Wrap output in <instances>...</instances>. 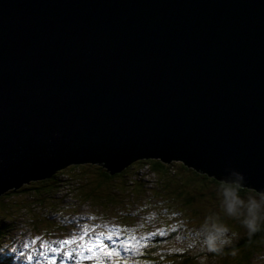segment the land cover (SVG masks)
<instances>
[{
	"label": "water",
	"instance_id": "obj_1",
	"mask_svg": "<svg viewBox=\"0 0 264 264\" xmlns=\"http://www.w3.org/2000/svg\"><path fill=\"white\" fill-rule=\"evenodd\" d=\"M141 158L264 193V0H0V194Z\"/></svg>",
	"mask_w": 264,
	"mask_h": 264
},
{
	"label": "rangeland",
	"instance_id": "obj_2",
	"mask_svg": "<svg viewBox=\"0 0 264 264\" xmlns=\"http://www.w3.org/2000/svg\"><path fill=\"white\" fill-rule=\"evenodd\" d=\"M135 166L138 167L137 173L144 174V179L147 181L149 185L150 191H147L146 197L150 198V205L148 209L145 211L141 208H137L139 203H143L144 201L140 200L136 202L137 204L130 206L132 202L131 199L125 197L124 199L120 198L124 194L119 196V191H116V197L113 200L114 203L109 204L108 201H103V205L107 207V211H104L101 206H98L96 201L94 200H77L76 197H79V191H74L73 188L78 185V178L75 179V175L85 174L87 172L95 171L94 167L89 166H81L80 168L70 167L63 172L66 173L63 175V180L67 181L68 184L64 185V189H68L69 193L65 195V190L61 189L58 191L57 198H60L62 203L65 204L62 211H60L61 216L59 218L54 219V224H51L46 233L42 235H54V239L57 240L61 238L63 235L69 231V236L73 234H80L83 230L84 225H88L90 230L89 236H94L97 233L105 232L112 227H119L121 229H128L127 232H122L121 235L124 237L128 235H135L137 238L147 237V241L141 240L139 253L135 255H129L124 253L123 249H118L120 251V259L121 262L127 258L129 260V264H132V261L138 262V264H164L165 257L169 255V251L171 248L172 256H178L177 252H181L183 256L186 255H201L200 251V241H199V233L198 228L203 223L206 213L213 211L214 213H219L223 216L220 209V195L218 192V184L214 183L209 184L210 186L201 188L203 190L202 195L200 196V200L197 204L201 209V216L199 218H190L180 205H174L170 199L172 194L170 191L165 188V180L159 181V175L154 172H151L147 166V164L141 165L138 161L134 163ZM174 172L172 174H176L180 171H187L184 166H180L177 164L171 165ZM134 169V167H132ZM185 175V174H184ZM174 176V175H173ZM168 178L167 176H165ZM175 178H179L181 183H184V177L179 174L174 176ZM173 179V178H171ZM206 180V179H204ZM208 181V180H207ZM202 182V179L200 180ZM199 181H195V184L190 186L189 191H193L199 188ZM189 187V186H188ZM142 188V187H140ZM144 188V186H143ZM207 188V190H206ZM74 193V194H73ZM72 195V198L69 195ZM243 198H247L248 196H255L259 198V194L253 190H248L244 193ZM264 194V193H263ZM0 200L7 205H10L12 202H26L27 196L21 194H2ZM135 202V201H134ZM210 204H213L212 208ZM78 205V207H77ZM133 209V210H132ZM174 211H173V210ZM72 210L75 211L73 214ZM31 212L35 216V211ZM13 213H17V210H13ZM5 211H0V216L3 215ZM26 214V215H25ZM25 215V219L21 223L18 228L12 229L9 236H5L2 244L0 245V250L3 251L2 255H8L9 264H37L39 261L38 253L41 251L39 243L45 242L40 239L37 240L36 244H32L33 239L37 238L38 235H41L45 229L43 228L39 233L35 232V228H31L28 218L29 214L26 211L22 210V215H19L18 220H22V216ZM98 215V223L94 221L93 217ZM36 217V216H35ZM157 217L158 219H155ZM58 219H64V224L60 229L56 222ZM56 220V221H55ZM224 221V220H223ZM226 223V221H224ZM95 225H100L99 228H95ZM159 230H163L162 235H153L149 236L148 233H156ZM245 230V229H244ZM246 231V230H245ZM236 232V231H235ZM238 238L243 233L242 230H238ZM56 234V235H55ZM237 238V239H238ZM235 239V240H237ZM234 240V241H235ZM48 242V241H46ZM111 245V242L106 241ZM29 245V247H24V245ZM120 247V244H116ZM75 247V245H74ZM156 249L164 255H160L156 258H150L148 252H151L150 249ZM145 251V252H144ZM146 251H148L146 253ZM237 252V250H236ZM253 258L251 264L259 254H264V239L257 241L252 249ZM185 254V255H184ZM31 255L33 259L29 260L28 256ZM188 257V256H186ZM204 258H199L201 261L203 260V264H223V260L226 258H222L218 255H212V253H206L203 256ZM105 261V264H113V262L117 259L115 257H101ZM192 264H201V261H198L196 258H189ZM2 261V260H0ZM168 262V261H167ZM234 262V261H233ZM230 262L229 264H232ZM65 264H76V261L71 257H66L64 259ZM40 264V263H39ZM49 264V263H44ZM80 264H96V260H82Z\"/></svg>",
	"mask_w": 264,
	"mask_h": 264
},
{
	"label": "trees",
	"instance_id": "obj_3",
	"mask_svg": "<svg viewBox=\"0 0 264 264\" xmlns=\"http://www.w3.org/2000/svg\"><path fill=\"white\" fill-rule=\"evenodd\" d=\"M137 161L141 165L147 164L151 172H154L157 175H159V181L163 179L165 180L164 181L165 188H167L172 194L170 201L174 205H180L182 210L185 209L183 210V212L189 215L190 218H199L201 216V209L200 206L197 204L203 192L201 188L208 187L210 186L209 184L213 185L214 183L219 185L221 182L220 179H216L215 177L209 176L206 173L187 167H184L187 171H183V172L180 171L176 174H172L171 172L175 171L171 167L173 163L166 162L163 160L141 158ZM135 162L113 173H111L110 169H107L106 167L92 166L85 164H77L73 166L76 168H80L81 166H89L95 168V171L87 172L85 174L75 175L74 178L75 179L78 178L79 180L77 187L73 188L75 192L79 191V197H76V199L94 200L96 201L98 206H101L104 211H107L108 208L103 205V201H108L106 206H108L111 203H114L113 200L117 195L116 191H119V196L125 193L122 197L120 196V198L124 199L125 197H127L132 200L130 206L134 204L136 205L137 204L136 202L140 200L144 201L143 203H139L137 208H141L146 211L150 205V198L146 197V193L147 191H150V189L146 181L147 179L146 180L144 179V174L139 175L137 173L136 169L139 166H135L134 165ZM132 167H134V169H132ZM64 174L66 173H64L63 171L57 173L56 180L20 185L16 194L23 193V195H26L27 196L26 202L15 201L12 202L10 205L6 206V204L0 200V211H5V213L0 216V245L2 244L1 240H4L6 235L9 236L11 230L18 228L25 219L26 214L22 216L21 221L18 220L19 215H22V210L26 211V213L29 214L28 216V218L30 219L29 224L31 228L34 227L36 229L35 232L37 231V233H39L43 228L46 227V229L42 233H40L41 235L37 234L40 241L44 240V241H48L49 243L54 239V235L51 234L42 235V234L48 231L47 229L51 227L52 223L54 224L55 217L59 218V216H61L60 211H62L63 207L65 206V204L62 203L61 199L57 198L58 191L64 189V185L68 184L67 181L63 180ZM178 174L184 177L185 179L184 183H181L179 178L174 177ZM165 176H167L168 178H166ZM201 179L202 182H200ZM195 181L196 182L199 181L200 183L205 185L199 184L198 189L189 191L190 186L195 184ZM69 189L70 188L64 189L65 195L69 193L70 191ZM248 190H253L257 192L259 195L263 194L252 188L241 186L240 195L242 198L245 195L244 193ZM73 194H70L69 198L70 196L72 198ZM6 195H10V194H6ZM1 196L3 195L0 194V197ZM210 206L212 208L213 204H210ZM13 210H17L18 212L13 213L12 212ZM32 210L35 211L36 217L31 212ZM75 211L78 210H72L71 212L75 214ZM212 213L214 212L210 211L209 213L206 214L208 216L209 214ZM155 219L158 218L155 217ZM222 219L226 221L227 226L232 231L237 232L238 230H242L243 233L237 240L233 242L232 246L226 247L221 254L212 253V255H218L221 256L222 258H226L225 260H223V264H229L230 262L233 261L234 262L232 264H251L253 258V252H251V249L257 241L264 239V225H262L260 232L256 233L253 237L249 238L247 236V232L245 231L246 229L244 230V228L242 227L239 221L234 219H229L224 216H222ZM158 220L161 221L160 219ZM94 221L98 223L99 221L98 215L95 217ZM56 224L61 229L64 224V219H58ZM90 230L93 231L92 227ZM69 234L70 232L68 231L66 235H63L61 238L68 236ZM123 237L124 236L120 235L119 237H114V239L119 241V239H122ZM41 238L43 239L41 240ZM38 245H41V243H39ZM233 249L237 250L235 256L232 255ZM150 250L151 252L146 251V253L147 252L150 253L149 254L150 258H156L160 255H164V253L154 248ZM199 252L201 253L202 258H204L203 256L205 252H201V251ZM168 253L169 255L167 256V258L164 255L165 257L164 264H192L191 261L189 260V258L191 257H194L198 261H201L199 259L201 258V255L193 254V256L186 255L188 256L186 257L183 256L181 252H177L178 256H172L171 248ZM0 260H2V263L0 264H9L10 262L9 258L4 257L3 255H0ZM42 262L43 260L41 261V263Z\"/></svg>",
	"mask_w": 264,
	"mask_h": 264
},
{
	"label": "clouds",
	"instance_id": "obj_4",
	"mask_svg": "<svg viewBox=\"0 0 264 264\" xmlns=\"http://www.w3.org/2000/svg\"><path fill=\"white\" fill-rule=\"evenodd\" d=\"M244 182L243 173L230 169V174L224 177L218 186L220 209L224 217L239 221L246 229L247 236L251 238L260 232L264 225V194H261L259 198L251 195L242 198L240 188ZM198 233L200 251L213 254H221L238 238V233L227 226L219 213L206 216L198 228ZM232 255H236L235 249ZM253 264H264V254H259Z\"/></svg>",
	"mask_w": 264,
	"mask_h": 264
},
{
	"label": "snow or ice",
	"instance_id": "obj_5",
	"mask_svg": "<svg viewBox=\"0 0 264 264\" xmlns=\"http://www.w3.org/2000/svg\"><path fill=\"white\" fill-rule=\"evenodd\" d=\"M95 219V217H93ZM95 228H99L100 225H95ZM128 229H121L119 227H112L107 230V233L100 232L94 236H89V226L84 225L83 230L80 234H73L69 238L62 239L58 242L59 247H54L52 244L48 242H42L40 247L44 249L43 251L39 252V255L44 257L45 260L49 261V264H55L56 257L55 256H48L47 253H60L63 252L65 257L71 258L73 253L76 254V264H80L82 260H96V264H105V261L101 259V257H115L117 258L113 264H129V260L125 258L122 262L120 259V251L115 248L111 247L109 243L106 241H110L112 245L119 243L122 247L124 253L129 255H135L139 253V248L141 244V240L147 241V237H140L137 238L134 234L128 235L122 239L117 241L114 237H119L122 232H127ZM163 230H159L156 233H148L149 236L153 235H162ZM39 237L33 239L32 244H36ZM68 245H75V247H71L66 249ZM24 247H29V245H24ZM85 253H90L89 255H85ZM28 259L31 260L33 257L31 255L28 256ZM39 264V261L37 262ZM61 264H64V261H61ZM132 264H138L136 261H132Z\"/></svg>",
	"mask_w": 264,
	"mask_h": 264
},
{
	"label": "bare ground",
	"instance_id": "obj_6",
	"mask_svg": "<svg viewBox=\"0 0 264 264\" xmlns=\"http://www.w3.org/2000/svg\"><path fill=\"white\" fill-rule=\"evenodd\" d=\"M19 188V187H18ZM262 193V192H261Z\"/></svg>",
	"mask_w": 264,
	"mask_h": 264
}]
</instances>
